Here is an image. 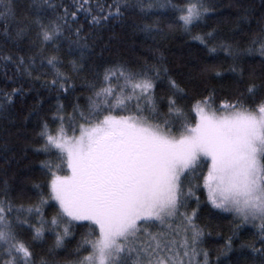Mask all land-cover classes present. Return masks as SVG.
Listing matches in <instances>:
<instances>
[{"label":"snow or ice","instance_id":"6c2138e0","mask_svg":"<svg viewBox=\"0 0 264 264\" xmlns=\"http://www.w3.org/2000/svg\"><path fill=\"white\" fill-rule=\"evenodd\" d=\"M28 7L31 15H22L18 0H0V32L5 42L11 41L19 48L28 40L29 48L39 43L42 49L46 44L66 41L69 50L78 49L79 60H83L89 44L88 35H82L84 24L77 23L80 14L91 16L90 27L95 28L102 27L113 17H123L130 8L138 7L145 12L165 5L144 0H137L136 4L114 0L107 5V12L100 8L99 16L92 14L89 0H74L71 5L32 0ZM172 7L180 13L178 22L186 31L211 11L206 0H188ZM49 10L53 14L51 17H48ZM142 30L146 33L160 31L156 25L148 24L143 25ZM34 31L36 39L32 40L30 36ZM205 35L214 38L212 32ZM195 38L208 46L204 36ZM55 47L59 48L60 44L56 43ZM218 48L233 60L230 71L237 73L234 97L217 103L213 90L196 99L189 109L196 114L194 123L188 121L178 103L188 95L186 89L169 75L163 63L143 66L141 70L123 65L105 68V82L119 73L126 84L132 85L134 94L139 90L137 110L143 111L139 100L144 99L149 115L117 117L109 112L102 119H94L100 112V105L92 97L88 98L87 115L78 103L72 104L71 112H65L60 96L74 91L75 84L70 75L57 67L62 63L58 56L42 57L41 71L33 76L37 68L35 55L17 52L13 59L12 54H4L6 76L9 63L15 70L14 77L19 79L27 76L40 80L41 76L48 75L45 68L51 70L52 79H44L42 84L49 93L55 90L57 102L52 118L61 121V125L53 130L47 120H42L37 135L44 143L37 151H56L61 163L66 159L70 174L60 175L59 171L52 170L59 169L60 164L41 161L51 179L47 183L48 195L41 194L38 202L27 208L29 213L38 214L36 224H30L29 219L19 215L11 220L8 218L14 206L7 198L8 180L0 181V193L4 195V199H0V264H37L31 243L19 239L17 229L28 226L33 233L32 240L43 241L47 226L55 236L50 250L53 251L65 245L66 237L71 235L68 224L73 220L93 222L81 243V247H90L91 251L71 262L41 257L39 264H210L209 251L203 247L205 236L210 233L206 232V226L196 223L202 203L197 195L201 180L213 208L233 212L242 222L261 221L258 226L260 247L244 244L240 247H251L253 255L260 257L259 264H264V78L259 83L254 77L245 79L244 69L237 67L248 52L258 50L264 57V27L250 39L248 48L221 41L208 51L216 53ZM160 59L163 60L162 55ZM69 63L73 70L83 71L78 60ZM203 71L221 75L212 65L205 66ZM162 77L166 79L170 94L160 98L166 99L168 106L167 116L160 122L156 119L159 112L154 92L155 81ZM8 79L16 82L13 77ZM24 92L22 85L13 88L11 93L4 92L3 100L7 104H0V113L7 117L13 97ZM112 93L109 83L94 95L98 99ZM131 98H118L117 103L123 104L125 99ZM43 102V97L38 99L28 115H39ZM77 116L86 123L78 125V136L69 137L63 121L67 119L71 123ZM171 116L180 119L179 124L167 118ZM204 167L206 172L202 170ZM34 187L42 193L39 184ZM49 199L58 202L59 210L45 218L42 205ZM192 200L196 206L190 208ZM16 211H24V206ZM65 220L68 224L61 227ZM150 222L158 223L157 230L142 226ZM232 250L230 237L218 253L217 264H223L219 256L228 260Z\"/></svg>","mask_w":264,"mask_h":264},{"label":"trees","instance_id":"16d2710c","mask_svg":"<svg viewBox=\"0 0 264 264\" xmlns=\"http://www.w3.org/2000/svg\"><path fill=\"white\" fill-rule=\"evenodd\" d=\"M53 4L71 5L74 0H50ZM93 6V15H100V8L107 12V5L113 4L114 0H89ZM145 3L164 4L162 8H152L141 12L138 7L130 8L123 17H113L102 27H90L91 16L79 15L78 24H84V33L88 35L89 48L85 52L83 60H79L80 52L78 49L69 50L66 41H58L46 44L41 49L40 44L35 48L28 47V40H25L19 48L11 41L5 42L6 38L0 32V104H7L3 100V93H11L13 88L21 85L25 89L23 95L16 94L12 103L8 106V116L0 113V181L7 179L9 191L7 198L12 201L13 211L8 218L14 219L17 215L21 218L29 219L30 224H36L38 214L29 213V205L38 202L41 194L47 196V187L51 175L48 169L43 168L41 161H51L54 165L60 164V168L52 170L59 171V174L68 173L66 159L61 163V156L56 152L45 153L37 151L44 143L37 133L40 131L42 120H47L49 127L53 130L61 125V121L52 118V113L56 111L55 104L57 97L55 90L49 93L48 89L42 84V80L52 79L50 69L47 77L41 76L40 80H33L25 76L23 79L14 77V68L11 63L7 67L5 75L4 54H12L13 59L17 52L21 55H35L37 68L33 71V76L41 71L39 64L42 57L56 55L62 61L57 65L62 71L72 77L75 89L70 94H62L60 100L65 105V112L72 111V104L78 103L80 108L87 115L89 97H92L96 104L100 105V112L96 118L102 119L103 115L138 116L149 115L148 106L144 99L139 100L140 108L137 110L136 94L132 92V85L126 84L125 79L117 73L115 78H110L109 82L104 80V70L108 67L116 68L125 66L135 70H141L143 66L163 63L169 69V75L177 79L188 93L186 97L178 100L184 109L189 122L196 119L194 111H189L196 99L207 96L210 91L215 90L216 102L222 99H232L236 88L237 73L230 71L233 60L222 50L217 49L216 53H210L209 47H216L219 42L226 41L240 48H248L250 39L259 33L260 28L264 27V0H206L207 6L211 9L204 18L192 27L185 30L178 22L180 13L172 5H183L188 0H144ZM20 13L31 15L28 7L32 0H18ZM129 4H136L137 0H128ZM98 6V7H97ZM87 7V5H86ZM75 11L76 9H71ZM60 11V9H57ZM123 11V10H122ZM53 14L48 11V17ZM45 22H47V18ZM85 20L88 23H85ZM156 25L160 31L146 33L142 26ZM212 32L214 38H209L205 34ZM197 36H204L208 41V46L196 39ZM35 40V31L30 36ZM56 43L60 44L56 48ZM259 45H257L258 49ZM163 56L161 61L160 57ZM78 60L83 65V71H75L69 63ZM46 64V61H45ZM207 65L214 66L221 75L216 76L214 72H205L203 69ZM237 67L244 69L245 79L254 77L256 82L264 78V57L258 50L246 53ZM13 77L16 82L8 79ZM109 83L113 88V93L107 96L101 95L98 99L94 93L102 88L108 87ZM156 87L154 95L157 101L159 115L156 117L160 122L167 116L168 106L166 99L170 93L166 87V79L155 81ZM131 96L125 99L123 104H118V98ZM41 97L44 98L39 115L29 116L32 106ZM78 98V99H77ZM25 117H28L25 119ZM174 124H179L180 119L175 116L167 117ZM86 123L79 116L76 120L69 122L63 121V127L67 135L75 134L79 131L78 125ZM7 161V162H6ZM206 172L207 168L202 169ZM199 171V170H198ZM39 184L42 193L34 187ZM200 200V214L196 223L206 226L203 247L209 251L210 264H217L218 253L228 240L232 238L233 250L229 253L228 260L219 256L223 264H259L260 257L254 256L251 247L241 248L242 244L251 245L259 248V224L261 221L242 222L233 212L223 209L213 208L207 200V189L203 187L197 192ZM0 199H4L0 193ZM190 208L195 207V201L189 202ZM24 206V211L18 213L16 208ZM189 208V211H190ZM59 210V204L55 199H49L42 205V212L45 218H50ZM70 219V218H69ZM68 224V220L62 221L61 227ZM92 221H75L68 224L71 235L66 237L65 245L61 248L52 249L55 236L45 229L43 241H33L32 231L28 226L17 229L18 237L21 240L31 243L32 250L36 254L34 259L39 264L41 257L57 262H71L86 256L90 247H81L82 237L88 234ZM38 226V225H37ZM238 226V227H236ZM151 229L157 226L149 225ZM235 232V235H234ZM89 239L93 237L89 236ZM202 258V257H201Z\"/></svg>","mask_w":264,"mask_h":264},{"label":"rangeland","instance_id":"374dc122","mask_svg":"<svg viewBox=\"0 0 264 264\" xmlns=\"http://www.w3.org/2000/svg\"><path fill=\"white\" fill-rule=\"evenodd\" d=\"M114 116L120 117V116H123V115H114ZM73 135L78 136V135H79V131H78L77 133H75V134L67 135V136L71 137V136H73ZM69 174H70V170L68 171V173H66V174H60V175H69ZM256 221H260V220L257 219ZM149 225H151V226H152V225H155V226H157V227H156V229H151V228L149 227ZM142 226H143V227H148L149 229H151V230H153V231L157 230V228L159 227L158 223H152V222L147 223V224H143Z\"/></svg>","mask_w":264,"mask_h":264}]
</instances>
